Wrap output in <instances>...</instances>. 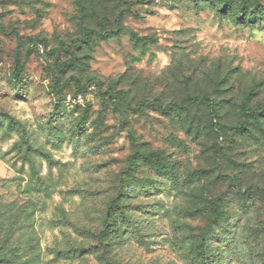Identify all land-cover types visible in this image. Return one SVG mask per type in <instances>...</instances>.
Masks as SVG:
<instances>
[{
  "label": "rangeland",
  "instance_id": "obj_1",
  "mask_svg": "<svg viewBox=\"0 0 264 264\" xmlns=\"http://www.w3.org/2000/svg\"><path fill=\"white\" fill-rule=\"evenodd\" d=\"M256 1L0 0V250L14 253L0 264H264ZM86 28L103 37L65 65L56 49ZM188 93L209 106L129 107ZM248 96L249 130L223 129ZM210 202L222 215L203 243Z\"/></svg>",
  "mask_w": 264,
  "mask_h": 264
},
{
  "label": "trees",
  "instance_id": "obj_2",
  "mask_svg": "<svg viewBox=\"0 0 264 264\" xmlns=\"http://www.w3.org/2000/svg\"><path fill=\"white\" fill-rule=\"evenodd\" d=\"M231 1L232 0H227ZM252 13L247 16L248 19L254 20V17H258L260 20L264 21V6H262L259 1H256L254 5L252 6ZM118 29H121L122 25L121 23H117ZM94 37H103V29L98 31L92 28H86L83 32L82 37L74 40L72 44H65L62 43L59 48L56 49L58 57L62 55V53H66L70 55V58L65 62V65H69L77 56L78 52L81 50L82 46H87L91 43L92 39ZM45 39H39L38 37L30 38V43L34 45L35 47L37 44L45 43ZM120 94L125 95L126 93L121 92ZM119 95L115 98V101H117ZM210 96L207 94L198 96V95H191L186 94L185 97L182 98L180 102H171L167 105H163L158 99H155L153 101L149 100H141L138 101L135 105V107H131V109L135 112H143L147 109L157 110L161 111L164 114H171L175 111H185L189 109L191 106H201V105H208L209 106ZM249 101V96L244 100L242 104V110L240 112L238 124L236 126H223V129H226L231 132H237L242 134V132L248 131L249 127L251 125L252 119H257L256 116L248 114L247 110V103ZM132 141L135 142L134 138L132 137ZM132 161H141L143 163L151 164L155 167L156 171L158 173H161L164 169H166V165L162 162V160L154 154H147L144 152L135 151L134 155L131 157ZM208 207L213 215V218L210 220L209 228L207 232L203 234V243H205L206 238L210 235V231L213 228V226H216L219 223V219L221 218L222 212L220 209L219 202H210L208 204ZM13 252L8 251H2L0 250V263L5 262L8 260L10 255H13ZM199 254L205 258L206 253L203 249V247H199Z\"/></svg>",
  "mask_w": 264,
  "mask_h": 264
},
{
  "label": "built area",
  "instance_id": "obj_3",
  "mask_svg": "<svg viewBox=\"0 0 264 264\" xmlns=\"http://www.w3.org/2000/svg\"><path fill=\"white\" fill-rule=\"evenodd\" d=\"M67 102L72 105H83L84 102V97L82 95H77V96H67Z\"/></svg>",
  "mask_w": 264,
  "mask_h": 264
}]
</instances>
